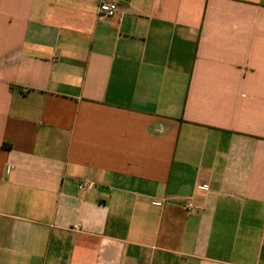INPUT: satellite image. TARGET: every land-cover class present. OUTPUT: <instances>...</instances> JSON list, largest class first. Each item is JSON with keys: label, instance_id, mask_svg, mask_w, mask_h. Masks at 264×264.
<instances>
[{"label": "crops", "instance_id": "1", "mask_svg": "<svg viewBox=\"0 0 264 264\" xmlns=\"http://www.w3.org/2000/svg\"><path fill=\"white\" fill-rule=\"evenodd\" d=\"M0 264H264V0H0Z\"/></svg>", "mask_w": 264, "mask_h": 264}, {"label": "built area", "instance_id": "2", "mask_svg": "<svg viewBox=\"0 0 264 264\" xmlns=\"http://www.w3.org/2000/svg\"><path fill=\"white\" fill-rule=\"evenodd\" d=\"M117 12H118V7L115 2L100 3L99 8H98L99 15L107 19L114 18ZM78 188L80 191L88 192L94 188V184L88 181H81L78 184ZM186 207H187V210L193 209V205L191 203H188ZM74 229L78 230V226H75Z\"/></svg>", "mask_w": 264, "mask_h": 264}]
</instances>
